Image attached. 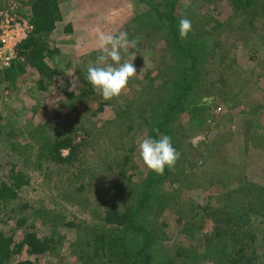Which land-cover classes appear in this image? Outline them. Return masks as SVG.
Returning a JSON list of instances; mask_svg holds the SVG:
<instances>
[{"label":"rangeland","instance_id":"374dc122","mask_svg":"<svg viewBox=\"0 0 264 264\" xmlns=\"http://www.w3.org/2000/svg\"><path fill=\"white\" fill-rule=\"evenodd\" d=\"M22 1H16L19 5L14 0L8 3L16 4L19 9ZM57 1L63 20L57 24L51 47L57 48L58 54L47 60L51 68L55 70L53 84L51 83L47 91L40 90L35 84L36 78L30 79V73L35 74L31 70L10 84L2 81L3 71H0V164L6 160L11 162L16 165L15 174H24L29 180V184L22 189L18 200L3 212L1 217V229L8 235L13 232L11 235L17 243L22 241L25 232V228L17 226V220L22 216L28 219V229L31 225L36 226V229L29 231H36L40 237L51 235V226L35 223V218L32 216V213L35 214L33 209L25 208L28 202L31 206L42 207L44 211L56 213L65 222L74 221L84 227H103L102 218L99 216L102 217L111 207V202L115 203L117 199L132 197V204H136L133 199L141 194L146 177L153 172L141 160L137 142L141 137L148 136L149 114L166 105L169 99L167 91L163 92L154 102L145 107L144 113L136 103L128 107L125 105L127 101L133 100L143 87L150 85V80L157 76V62L161 57L172 55V51L165 45L163 49L157 47L147 55L135 53L134 63L138 75L129 81L119 97L104 100L98 93L90 96L84 80L85 71L89 66L94 65L99 54L98 34L105 32L115 35L125 31L126 25L135 16L141 17L142 22L145 21L141 15L149 11L147 4L138 0ZM27 2L25 1L24 7L29 8ZM193 2L194 0H191L185 4L189 5ZM181 3L184 1L181 0ZM195 8L198 17L192 20V25L205 24L206 31H215L211 38L221 40L224 47L220 51H228L225 65L220 64V54L198 63L200 66L198 78L206 71V75L203 73L199 78L202 80H198V88L202 85L208 87L220 79L224 84L228 80V85L222 89L221 93L213 94L214 99L209 112L206 113L204 128L200 131L188 132L189 119L186 114L181 113L172 126V141L176 148L179 147L178 142L184 143L181 146L184 151L190 142L198 144L202 141V146L198 150L201 153L206 147L203 143L205 140L208 139V143L218 141L222 143L220 155L223 159L238 163L236 168L231 167L233 174L238 177L246 174L264 184L263 42L259 41V36H253V46L246 44V37L239 34L236 22L228 23L227 21L231 16L228 2L201 0ZM201 9L207 14H200ZM183 17H185L184 12L181 13V18ZM215 19L223 23L227 21V26L215 29ZM67 24L74 26L73 34L69 36L65 34ZM259 30L260 35L264 36V30ZM247 37L250 36L247 34ZM211 41L214 43V40ZM55 42L60 44L57 45ZM132 52H135V49ZM166 61L174 68L176 67L174 62ZM164 83L157 81L153 84L157 87L161 85L160 88L163 89ZM35 91L37 95L34 94ZM103 104L105 105L101 110ZM105 126L107 130L99 136L95 133L90 136L80 134L75 136V144L81 147V151L71 164H61L46 158L47 151H43V147L46 146L44 140L46 136H54L58 133L63 135V133L74 131L77 127L98 131ZM35 129L37 140L34 141L32 139L34 135L31 132ZM11 130H16V135L19 137L8 138L7 135ZM82 137L85 138L84 145ZM131 149L134 150L133 158L122 173L124 158ZM184 153L182 152L183 156H181L183 158ZM70 155L71 149L61 150L62 157L68 158ZM200 162L192 170L184 171L182 178L183 185L186 186L185 190H181L177 183L172 185V190L177 192L175 199L179 203L186 204L192 198L195 202L192 205H206L209 196L220 192L225 182L222 179L223 176L218 171H214L210 165L205 166L202 164L203 161L200 160ZM10 170L9 165L3 169L0 168V181H10ZM225 175L227 176V173ZM127 180H130L131 187L127 192H118L119 183L123 185L127 183ZM81 185L84 186V191L77 198V189ZM208 189L215 191L209 192ZM164 208L163 215L169 217V220H165L166 228L162 227V231L167 233L164 244L166 247L164 246L158 254L157 262L163 259L170 260L173 243L180 234L179 230L183 226L181 224L184 223L175 219L174 213L168 206ZM146 214L149 216V211H146ZM151 217L152 214L149 218ZM211 224L203 220L198 230L197 227H193V223H189L188 225L190 227L192 225L193 229L190 228L189 238L181 237L179 240L181 246L193 249L207 228L212 231L213 227H216ZM252 226L253 232L255 230L260 239L256 242V246L260 252L259 263H261L264 261V218L254 222ZM65 234L68 235L63 231L62 236ZM191 235L192 239H190ZM69 239L68 235L64 242L65 247L70 244ZM64 249L65 253L63 250L59 257L56 255L34 257L22 251L16 260H31L34 264H75L76 262H72L73 260L68 257V248ZM199 250L201 253L204 252L202 247ZM203 264L214 263L209 260L204 261Z\"/></svg>","mask_w":264,"mask_h":264},{"label":"trees","instance_id":"16d2710c","mask_svg":"<svg viewBox=\"0 0 264 264\" xmlns=\"http://www.w3.org/2000/svg\"><path fill=\"white\" fill-rule=\"evenodd\" d=\"M9 1L11 0H0V8L7 6ZM23 1L20 2L21 6L18 9L19 16L28 19L34 31L26 41L19 45L17 59L13 61L9 69L3 71L1 79L13 84L31 70L36 75L30 73V79L36 78L35 84L39 89L47 91L53 84L55 73L47 60L52 59L56 53L58 54V49H53L51 43L53 34L57 30V24L63 20V15L57 0ZM25 1H28L29 8L24 7ZM182 1L184 3H181V0H138L149 7V11L141 15L145 21L142 22L141 17L135 16L125 27L129 38L137 41L134 53H146L147 55L157 47L163 49L164 45L172 51V55L167 54L169 57L163 56L157 62L158 73L150 80V85L143 87L133 100L125 104L128 107L136 103L144 113L146 112L145 107L167 91L169 97L167 104L148 116L150 118L147 122L149 124L148 136L152 137H157L158 134L171 136L173 123L181 113L186 114L189 119L188 132L202 130L206 123V113L212 106V102L208 103L207 98L211 97L213 101V94L221 93L222 89L228 85V80L224 84L220 79L208 87L202 85L198 88V80H202L199 79L200 76L203 73L206 75L204 71L198 78L200 68L198 63L220 54V64L225 65L228 51H220L224 47L221 40L212 39L215 31H206L205 24L201 26L193 24L188 38L180 37L178 24L181 13L184 12V16L193 23L192 20L198 17L195 7L201 2V0H194L192 4L187 5L185 3L191 0ZM224 1L228 2L231 8L228 23L236 22V29L239 34L246 37V44L252 47L253 36H259V41L264 45V36H261L259 32V29L264 30V0ZM200 14L206 15L207 12L201 9ZM227 21L223 23L215 19V29L226 27ZM73 32L74 26L67 24L65 34L69 36ZM247 34L250 37H247ZM249 39L251 40L248 41ZM211 40H214V43ZM55 44L58 45L60 42H55ZM132 51L133 49L130 48L129 54ZM162 51L168 53L165 50ZM166 60L174 62L176 67L171 66ZM218 69L221 68L218 67ZM86 72L87 70L85 74ZM84 80L88 95L94 96L96 92L86 79ZM157 81L165 82V88L161 89V85L157 87L153 84ZM34 94L37 95V91ZM104 105L101 106V110ZM105 130H107L106 126L98 131L77 127L74 131L63 133V135L58 133L54 136H46L44 138L46 146L43 147V151H47L46 158L51 161L71 164L81 151V147L75 144V136L77 134L90 136L92 133L99 136ZM35 131L36 129L31 132L34 135L32 136L34 141L37 140ZM7 137L13 139L19 136L16 135V130H11ZM207 140H205L207 145L203 142L206 147L202 153L198 151L202 146V141L198 144L190 142L184 151L181 147L184 143L176 140L179 145L177 150L180 158L175 167L171 170L166 169L163 175L150 172L143 183L141 194L133 199L136 204H132V197L117 199L115 203L111 202V207L102 217L99 216L102 218L103 227H84L74 221L65 222L56 213L44 211L42 207L31 206L28 202L25 208L33 209L35 214L32 213V216L35 218V223L51 226V235L40 237L36 231H29L36 229V226L31 225L28 229V219L23 216L17 220V226L25 228L23 239L19 243L15 242L11 235L13 232L8 235L0 227V264H34L31 260L17 261L16 257L22 251L34 257H51L52 255L59 257L63 250L65 253L64 248H68V257L73 260L72 262L75 261V264H203L204 261L209 260L214 264H264V261L259 263L261 257L256 242L260 239L257 237L258 233L255 230L253 232L254 227L252 226L254 222L264 218V184L246 174L242 177L233 174L231 167L236 168L238 163L223 159L220 155L222 143L218 141L208 143ZM82 142L84 145L85 138ZM64 148L71 149L70 157L61 156V150ZM182 152H185L184 158L181 157ZM133 153L134 150L131 149L125 156L122 173L124 168L130 164ZM200 160L205 166L210 165L214 171L221 173L225 182L220 192H215L217 195L209 196L206 205L194 206L192 204L195 202L192 198L186 204L179 203L175 199L177 192L172 190V185L177 183L181 190H185L182 175L185 170H192L201 163ZM8 165L11 168L10 181H0V225L3 212L18 200L22 189L29 184L24 174H15L16 165L11 162L7 160L4 163L1 162L0 168L3 169ZM131 185L130 180L123 185L119 183L118 192H127ZM82 191H84L83 185L77 189V198L81 196ZM207 191L215 190L208 189ZM165 206H168L174 213L175 219L179 222L184 221V223L186 221V223L181 224L183 226L173 243L174 248L170 260L163 259L157 262L158 254L164 246L166 247L164 244L167 233L162 231V227L166 228L165 220H169V217L163 215ZM146 211H149V216L152 214L151 218ZM203 220L211 222L216 227H213L212 231L207 228L193 249L181 246L179 242L181 237L187 239L191 233L192 225L190 227L188 224L193 223V227L200 230L201 227L198 226ZM62 230L70 236L68 242L70 244L67 247L64 246V242L68 235L62 236ZM73 231H75L74 234ZM192 238L191 235L190 239ZM200 247L204 249L203 253L200 252Z\"/></svg>","mask_w":264,"mask_h":264},{"label":"clouds","instance_id":"9594fccd","mask_svg":"<svg viewBox=\"0 0 264 264\" xmlns=\"http://www.w3.org/2000/svg\"><path fill=\"white\" fill-rule=\"evenodd\" d=\"M178 28L180 37L187 39L192 31L191 20L186 16L181 18ZM136 47L137 41L130 39L127 31H120L115 35L105 32L98 34L99 54L94 65L87 68L84 77L104 100L119 97L129 81L138 75L134 63L136 55L134 52L129 54V49ZM207 102L211 103L212 98H207ZM137 149L146 167L158 175H163L166 169L174 168L180 158L172 137L167 134L141 137L137 142Z\"/></svg>","mask_w":264,"mask_h":264},{"label":"built area","instance_id":"2783aa9c","mask_svg":"<svg viewBox=\"0 0 264 264\" xmlns=\"http://www.w3.org/2000/svg\"><path fill=\"white\" fill-rule=\"evenodd\" d=\"M28 19L19 16L16 4L0 8V71L9 69L18 57V47L33 33Z\"/></svg>","mask_w":264,"mask_h":264}]
</instances>
